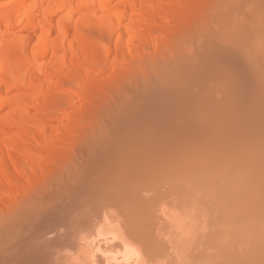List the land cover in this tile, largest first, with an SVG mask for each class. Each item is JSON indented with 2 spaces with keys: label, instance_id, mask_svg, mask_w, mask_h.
Listing matches in <instances>:
<instances>
[{
  "label": "bare ground",
  "instance_id": "6f19581e",
  "mask_svg": "<svg viewBox=\"0 0 264 264\" xmlns=\"http://www.w3.org/2000/svg\"><path fill=\"white\" fill-rule=\"evenodd\" d=\"M0 110V230L103 154L70 264H264V0H0Z\"/></svg>",
  "mask_w": 264,
  "mask_h": 264
},
{
  "label": "rangeland",
  "instance_id": "374dc122",
  "mask_svg": "<svg viewBox=\"0 0 264 264\" xmlns=\"http://www.w3.org/2000/svg\"><path fill=\"white\" fill-rule=\"evenodd\" d=\"M25 87L18 88L11 93L23 92V90L26 91ZM11 93H8L7 95H11ZM158 101L159 100L156 97L155 99L152 98V101H148V103L151 102L153 103L152 105H156ZM0 111L1 113L3 112L2 110ZM137 116H138V113L134 117H137ZM98 158L99 159H96L93 163L96 169L93 167V164H92V166H90L91 168L90 167H88L87 169L85 168L83 172H82L83 168L80 169L77 172V175H73L75 173H73L74 171H73L72 164L61 167L59 170V174L62 173L60 175L61 176L60 178H62L63 176L64 178L60 180L61 183L59 181L58 190L59 191L61 190V191L60 192L58 191L59 193L57 192L58 193V197L56 196L57 199L54 198L55 200L50 199L49 201L47 199L48 201L47 203L44 202L43 203L44 205L42 206L40 205L41 207H43V209L46 207L43 211H41L40 206H38L39 207L37 209L38 213L36 211L35 213L28 216L29 220L21 221V222H24L22 224L20 223V221H18V223H20L19 226H16V221H15V224L12 223L14 224L12 225V227L10 226L8 229L3 228L0 230V235H1L0 236V244H1L0 249L3 248L4 246H5L4 247L5 249H8V250L10 249L9 254H6L4 258L7 261L2 259L3 263L5 261L6 263L8 262L7 264H10V263L11 264H19V263L26 264L27 263L26 261H28L29 263H33V264H36V263L37 264H52L54 262L55 263L59 262L60 264H70L72 260L76 259V256H78V253H77L78 251L76 250L78 249H77V245L75 242L77 240L75 239H77L80 235L85 237L95 232V229H94L95 225L92 226L93 220L91 221V219L95 220L96 218L97 220L101 214L104 215L103 213L105 212V210L107 211V208L108 210L112 208V210L114 211H117V208H118L117 206L114 205V204L118 205L117 200L114 197H113L114 199L111 198L112 196L109 195V192H114V190H116L115 187L117 188L116 186L117 184H115L116 182L114 181L117 180V178L119 177L120 174L118 173L120 169L118 167L112 166L111 157L105 158L104 155L102 154ZM110 167H112L113 169ZM115 173L118 175H116ZM78 174L80 176H78ZM74 176H76V178ZM71 178L73 181L71 180ZM112 180H114L113 184H112ZM111 184L115 185V187L114 186L112 187ZM109 188L110 190H108ZM105 190H108V191H105ZM100 195L102 196L105 195V196L102 197ZM107 203L110 204V206ZM94 216H97L98 218ZM86 221L88 222L86 223ZM34 242L35 243L37 242L38 244L37 243L35 244ZM3 243L5 244L3 245ZM11 249H13V251ZM43 250H45V252ZM2 260L0 262H2Z\"/></svg>",
  "mask_w": 264,
  "mask_h": 264
}]
</instances>
